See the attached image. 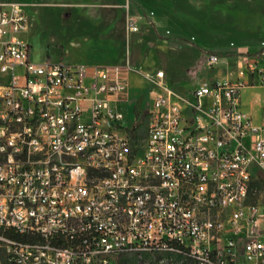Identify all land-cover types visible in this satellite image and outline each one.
I'll return each mask as SVG.
<instances>
[{
    "label": "built area",
    "instance_id": "built-area-1",
    "mask_svg": "<svg viewBox=\"0 0 264 264\" xmlns=\"http://www.w3.org/2000/svg\"><path fill=\"white\" fill-rule=\"evenodd\" d=\"M28 28L23 4L0 1V264H122L134 251L160 264L168 248L189 264H264V210L251 200L264 124L241 108L245 88L264 86L260 60L239 55L234 80L186 94L163 70L146 74L152 103L137 137L132 65L36 63ZM222 60L207 52L205 65Z\"/></svg>",
    "mask_w": 264,
    "mask_h": 264
},
{
    "label": "rangeland",
    "instance_id": "rangeland-1",
    "mask_svg": "<svg viewBox=\"0 0 264 264\" xmlns=\"http://www.w3.org/2000/svg\"><path fill=\"white\" fill-rule=\"evenodd\" d=\"M0 1L25 6L29 28L23 37L36 63L129 62V116L136 124L148 120V73L163 70L173 88L186 94L210 77L226 75L221 64L228 59L248 55L264 63V0ZM130 18L139 27L135 34L128 30ZM207 52L223 57L217 70L206 67ZM251 200L264 210V170L254 176Z\"/></svg>",
    "mask_w": 264,
    "mask_h": 264
},
{
    "label": "bare ground",
    "instance_id": "bare-ground-1",
    "mask_svg": "<svg viewBox=\"0 0 264 264\" xmlns=\"http://www.w3.org/2000/svg\"><path fill=\"white\" fill-rule=\"evenodd\" d=\"M2 110H0V132ZM88 152H101V145H88ZM1 185H8V177H1ZM136 194H145V187L136 186ZM104 197H118V189H104ZM11 264H22L20 256H12ZM54 264V263H45ZM122 264H158L151 251L122 252ZM160 264H189L187 255H180L176 248H168L162 252Z\"/></svg>",
    "mask_w": 264,
    "mask_h": 264
},
{
    "label": "crops",
    "instance_id": "crops-1",
    "mask_svg": "<svg viewBox=\"0 0 264 264\" xmlns=\"http://www.w3.org/2000/svg\"><path fill=\"white\" fill-rule=\"evenodd\" d=\"M223 65H225L223 68L227 69L226 75L217 76L215 79L224 78L234 80L236 78L235 58L226 60L225 64H221V67ZM260 67L264 69V63L261 64V61ZM250 81L252 80L250 79ZM241 108L245 113L251 115L257 124H264V86H250L245 88L241 95Z\"/></svg>",
    "mask_w": 264,
    "mask_h": 264
},
{
    "label": "trees",
    "instance_id": "trees-1",
    "mask_svg": "<svg viewBox=\"0 0 264 264\" xmlns=\"http://www.w3.org/2000/svg\"><path fill=\"white\" fill-rule=\"evenodd\" d=\"M147 123V122H146ZM145 126L146 125H144V122L143 123H140V124H138V126L136 127V129H135V136H140V135H142V133L144 132V130H145Z\"/></svg>",
    "mask_w": 264,
    "mask_h": 264
}]
</instances>
